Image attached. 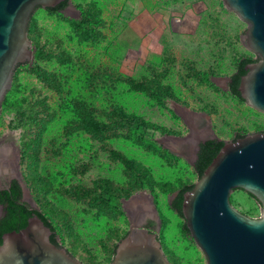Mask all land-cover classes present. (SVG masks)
<instances>
[{"label":"rangeland","instance_id":"obj_1","mask_svg":"<svg viewBox=\"0 0 264 264\" xmlns=\"http://www.w3.org/2000/svg\"><path fill=\"white\" fill-rule=\"evenodd\" d=\"M63 15L42 8L31 15L43 56L17 72L0 106V153L15 162L26 200L76 259L109 264L131 216L141 215L127 201L146 197L169 263L205 264L169 203L197 180L192 143L176 141L206 130L222 140L264 130V113L227 92L237 59H255L239 39L246 23L221 0H68ZM83 15L89 32L73 23ZM22 101L39 125L11 110ZM133 169L151 176V189L130 193ZM102 189L115 193L118 209L93 201ZM229 201L259 216L260 204L245 191L233 190Z\"/></svg>","mask_w":264,"mask_h":264},{"label":"water","instance_id":"obj_2","mask_svg":"<svg viewBox=\"0 0 264 264\" xmlns=\"http://www.w3.org/2000/svg\"><path fill=\"white\" fill-rule=\"evenodd\" d=\"M63 1L0 0V106L12 86L17 65H31L34 59L28 37L31 15L37 8H54ZM221 2L246 23L239 39L255 55L254 61L243 67L238 93L243 103L264 113V0ZM213 138L216 136L204 135L192 140V165L199 143ZM235 189L258 201L257 218L232 206L229 195ZM150 203V215L157 222L155 230L132 222L116 244L109 264H170L157 237L160 217ZM181 213L205 264H264V131L223 140L193 187L182 193ZM51 234L52 229L33 212L24 227L0 236V264H84L63 246L52 243Z\"/></svg>","mask_w":264,"mask_h":264},{"label":"trees","instance_id":"obj_3","mask_svg":"<svg viewBox=\"0 0 264 264\" xmlns=\"http://www.w3.org/2000/svg\"><path fill=\"white\" fill-rule=\"evenodd\" d=\"M67 4H68V0H65V1L61 2L60 4H58L57 6H55L54 8H48L47 10L57 14L59 17H64L62 11L65 9ZM73 23H75L76 29H79L80 31L89 32V22L87 21V18L85 15H83L80 20L73 21ZM32 32H33V28L31 27V23L29 21L28 37L31 40L32 45H34V47H35V49L33 50V56H34V59H40L43 56L44 50H43V47L37 43L36 38L31 36V34H33ZM253 61H254V59H252L250 57H240L239 59H237L236 71L233 75L230 76L229 82L227 84V92L232 97L239 99V100H242L240 98V95H239L238 90H237L239 78L242 74L245 73L243 67L247 63H250ZM35 66H36L35 64H33L32 66L27 65V64L17 65V67L14 71V74H13L12 86H13L15 75L17 74V72H19V70H21V69L30 70V69H34ZM12 89H13V87H12ZM151 96L155 99H158V100H163L164 97H166L165 95H162L159 91H153L151 93ZM6 98H7V96L5 95V100H6ZM5 100H4V102H5ZM75 107H76V101L69 100L67 108L69 110H74ZM12 109H14V111L16 112V115L21 116L22 121H24V117L28 116L27 124H31V122H32L33 124L39 125V123L37 122L36 115L33 112V109L28 108V106L26 108H24V102L23 101L17 103L15 105V107L11 108V110ZM60 118H62V117H60ZM135 124H136L137 129L140 127H143L140 125V123L138 121H135ZM25 125H26V122H25ZM258 131L261 132L264 130H257L255 132H258ZM246 133L247 132L238 131L236 133L237 135L234 137V139H236L238 137H242ZM222 144H223V140L219 139L217 137L213 138V139H207V140L199 143V149L196 153V159H195L194 164H193V169L197 175V179L202 175L204 169L209 165L211 160L217 154V152L219 151ZM132 184L133 185H131V187H130L131 188V191H130L131 194H132V192L140 191L143 189H151L153 186V179L144 170L133 169V183ZM193 185H194V183L185 184V185L181 186L177 190V194L171 200L170 207L173 210H175L176 213L182 218H183L182 213H181L182 193L187 191V190H190L193 187ZM17 195H18V192H17V194L13 193V199L9 200L8 204L5 207V211H6L5 215L0 219V236L5 232L17 230L19 228L24 227L26 222H27V218L33 212L35 214H37L42 219V221L44 222L45 225H48L53 231H55V228L51 225L47 216H45V214L42 211H36V210L32 211V210H29L28 207H26L25 205L18 204L17 203V197H16ZM93 201H95L96 203L100 202V203H103L104 205H108L115 210L118 209L117 196H115L114 192L107 191L106 189H102L101 193L98 196L95 195L93 197ZM182 229H183L184 233L189 236V233H188V230L186 229L185 223H183ZM125 234L123 236H125ZM50 240L52 243H54L56 245H60V244H58L56 239L53 237V235L51 236ZM158 240H159V238H158ZM113 254H114V250H113ZM113 254H112V257H113ZM164 254L166 255L165 252H164ZM71 256H73V255H71ZM110 261H109V263H110ZM170 263H171V261H170Z\"/></svg>","mask_w":264,"mask_h":264},{"label":"flooded vegetation","instance_id":"obj_4","mask_svg":"<svg viewBox=\"0 0 264 264\" xmlns=\"http://www.w3.org/2000/svg\"><path fill=\"white\" fill-rule=\"evenodd\" d=\"M67 6L65 7V9L67 8ZM228 82H229V79L227 80V84ZM207 134H208V130H206L205 134H203L202 136L207 135ZM181 139L178 138L177 140L178 141L180 140L181 143L183 144L186 142L191 143L194 137L191 133L187 137H184ZM193 153H194V148H193ZM10 160L11 159H8L6 155H3L2 153H0V219L5 215V212H6L5 207L8 204L9 200L13 199V193L17 194V192H18V195L16 197H17L18 204L25 205L26 207H28L29 210H32V211H35V210L41 211L35 202H34L35 206H33L32 200L30 201L26 200L24 187L22 186L23 182L21 181L20 176L17 172L16 164L13 160L11 161ZM131 200H132V197L131 199L127 201L128 202L127 205L129 206L133 205L134 202H132ZM143 206H145V208H142ZM136 207L141 208L140 209L141 215L139 216L137 221L135 220L134 217L130 215L131 216L130 224L132 222L137 223V224L139 223L141 226L148 228L150 231H154L157 226V222L152 217V215H150L151 207H149L148 204L146 205L140 204V205H136ZM52 235L57 240L56 238L57 235L55 234V231L53 230H52V234L50 235V238Z\"/></svg>","mask_w":264,"mask_h":264},{"label":"bare ground","instance_id":"obj_5","mask_svg":"<svg viewBox=\"0 0 264 264\" xmlns=\"http://www.w3.org/2000/svg\"><path fill=\"white\" fill-rule=\"evenodd\" d=\"M177 143H179V142H181L180 140L178 141H176ZM175 142V143H176ZM174 143V142H173ZM11 161V160H10ZM14 164V163H13ZM132 202H134L136 205H139V204H141V203H143V202H146L147 204H148V206L149 207H151L150 206V201H149V199L148 198H146V197H141V196H135V197H133L132 198V200H131ZM131 201H130V203H131ZM128 203V202H127Z\"/></svg>","mask_w":264,"mask_h":264}]
</instances>
